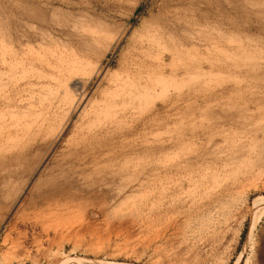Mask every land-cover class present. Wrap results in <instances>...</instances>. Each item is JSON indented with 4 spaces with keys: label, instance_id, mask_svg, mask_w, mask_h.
Listing matches in <instances>:
<instances>
[{
    "label": "rangeland",
    "instance_id": "rangeland-1",
    "mask_svg": "<svg viewBox=\"0 0 264 264\" xmlns=\"http://www.w3.org/2000/svg\"><path fill=\"white\" fill-rule=\"evenodd\" d=\"M0 44V264H264V0H0Z\"/></svg>",
    "mask_w": 264,
    "mask_h": 264
},
{
    "label": "bare ground",
    "instance_id": "bare-ground-1",
    "mask_svg": "<svg viewBox=\"0 0 264 264\" xmlns=\"http://www.w3.org/2000/svg\"><path fill=\"white\" fill-rule=\"evenodd\" d=\"M106 35V34H105ZM100 37V36H99ZM107 37V36H106ZM106 37L104 38V39H106ZM109 38V37H108ZM108 38H107V40H108ZM98 39H100V38H98ZM102 39H103V37H102ZM111 40V39H110ZM2 41V40H1ZM98 41V40H97ZM102 41V40H101ZM157 41V39L155 38V36H151V37H149L146 41H144L140 46H139V49H140V56H148V51H149V49H150V42L152 43H154V42H156ZM103 42H105V40L104 41H102V43ZM101 43V42H100ZM101 43V44H102ZM109 43V42H108ZM111 43V42H110ZM106 44V43H105ZM105 44H103V45H105ZM0 45H2V44H0ZM108 45V44H107ZM3 46V45H2ZM1 46V47H2ZM109 46V45H108ZM5 48V47H4ZM4 48H2L4 51H5V49ZM101 48H102V46H101ZM103 48H104V46H103ZM105 48H106V46H105ZM1 50V49H0ZM3 50H2V52H3ZM3 53H6V52H3ZM175 55V54H174ZM1 58H2V56H1ZM64 61V60H63ZM3 62L4 61H2V64H3ZM66 62V61H65ZM75 62H77V61H75ZM62 63V62H61ZM71 63V62H70ZM55 64V63H54ZM63 64V63H62ZM67 64V63H66ZM65 64V66H67ZM75 65H76V63H74ZM73 64V65H74ZM78 64V63H77ZM79 64H81V63H79ZM68 65H70L69 63H68ZM72 65V63H71V65L70 66H68L70 69H72V70H75V68H74V66ZM83 65V64H82ZM85 65V64H84ZM86 65H89V64H86ZM85 65V66H86ZM65 66H62L61 68L63 69V67H65ZM58 67V66H57ZM68 67H66L67 69H68ZM78 67V66H77ZM80 68V70H81V68L82 67H79ZM85 68V67H84ZM87 68V67H86ZM82 70H83V68H82ZM81 70V71H82ZM1 71V70H0ZM79 71V70H78ZM77 71V72H78ZM86 71V70H85ZM82 73H83V71H82ZM65 74V73H64ZM74 75V74H73ZM51 76V75H50ZM160 76V75H159ZM54 77V76H53ZM52 77V78H53ZM51 78V79H52ZM159 79V81H161V79L160 78H158ZM55 80H57V79H55ZM51 81V80H50ZM155 81V80H154ZM159 81H156V83L158 82L159 83ZM75 82V81H74ZM148 82V81H147ZM146 82V84L144 85V87H146L149 83H147ZM157 83V84H158ZM64 84V83H63ZM157 84H156V86H157ZM160 84V83H159ZM48 85V84H47ZM32 86V85H31ZM71 86V85H70ZM114 86H116L117 87V85H114ZM136 86H143V84H141L138 80H135V78L134 77H132L131 75H129V74H127V76L126 77H124L123 79H122V81H121V84L120 85H118V87L120 88V92L118 93V91H117V94L115 95L114 94V96H120L121 98L123 97V98H127V101H123V104L124 105H126V104H128L129 105V100H131V99H137V98H142L141 97V95L143 94L142 92L141 93H139V92H135L134 91V88H136ZM154 86V85H153ZM156 86H154V87H156ZM150 87V86H149ZM149 87H148V89H149ZM118 88V89H119ZM137 89V88H136ZM135 89V90H136ZM145 89H147V88H145ZM64 90V92H65V90L66 89H63ZM114 90H115V87H114ZM63 92V91H62ZM61 92V93H62ZM148 92H149V90H148ZM66 93V92H65ZM64 94V93H63ZM146 93L144 92V94L143 95H145ZM107 95H109L108 93H107ZM111 95V94H110ZM109 95V96H110ZM142 95V96H143ZM66 96V95H65ZM113 96V95H112ZM105 97H106V95H105ZM107 98V97H106ZM119 98V97H118ZM108 99H109V97H108ZM74 100H75V98H74ZM113 101V102H112ZM112 101H110L109 100V102L110 103H108L109 104V106H110V104H111V107L113 108H117V107H121V106H123L122 105V102H121V104H119V106H115V104H114V106H113V103L115 102V100L113 99ZM74 102V101H73ZM56 104H58V103H56ZM108 104H107V106H108ZM67 105V104H66ZM108 106V107H109ZM106 107V106H105ZM108 107H106L105 108V111H107V108ZM73 109V108H72ZM109 109V108H108ZM111 109V108H110ZM64 113H66V112H64ZM63 113V114H64ZM68 113V112H67ZM65 119V118H64ZM178 229V228H177ZM263 262V261H262Z\"/></svg>",
    "mask_w": 264,
    "mask_h": 264
}]
</instances>
